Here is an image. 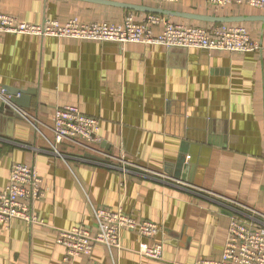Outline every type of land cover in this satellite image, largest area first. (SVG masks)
Wrapping results in <instances>:
<instances>
[{"label":"crops","instance_id":"1","mask_svg":"<svg viewBox=\"0 0 264 264\" xmlns=\"http://www.w3.org/2000/svg\"><path fill=\"white\" fill-rule=\"evenodd\" d=\"M152 8L174 23L205 28L219 17H246L227 23L264 41V9L246 4L0 0V13L31 23L119 24ZM0 85L24 89L28 105L17 107L36 119L0 112V191L15 163L35 166L45 190L33 203L43 224L14 219L0 226V264H113L101 243L91 256L66 261L57 241L58 229L85 225L95 233L98 207L160 226L151 239L123 229V249L114 253L119 264L218 259L232 214L264 215V54L2 33ZM66 105L99 118L104 142L95 147L125 162L111 158L115 166H109L70 141L57 145L63 156L56 154L53 117ZM180 155L188 168L177 174ZM143 240L162 243L165 259L140 255Z\"/></svg>","mask_w":264,"mask_h":264},{"label":"built area","instance_id":"2","mask_svg":"<svg viewBox=\"0 0 264 264\" xmlns=\"http://www.w3.org/2000/svg\"><path fill=\"white\" fill-rule=\"evenodd\" d=\"M160 1L176 2L178 0ZM206 2L215 7L246 4L264 9V0H206ZM159 27L161 31L155 32V29ZM2 33L264 54V41L253 39L245 26L227 22L217 23L207 28L178 24L160 13H149L141 19H137L132 13L119 24L107 21L85 23L77 18L64 23L50 19L42 23H31L22 21L11 14L0 13V34ZM3 94L4 90L1 89L0 99H7L8 97H4ZM16 111L29 121L36 122L31 114L17 106ZM99 131V118L83 113L77 106L58 107L53 117L56 143L53 146L54 152L63 156L57 145L70 141L99 154L103 157L104 163L109 166H115L113 160L125 162L95 147L104 142ZM120 169L123 172L128 171L124 165L120 166ZM42 184L43 178L35 166L25 163L13 164L9 182L0 191V226L7 228L14 219H21L30 224H43L44 220L33 208L34 201L45 196ZM250 212L251 217L245 219L236 214L231 215L227 241L220 258H203L194 264H264V215L255 209H251ZM94 219L97 226L95 233L91 227L85 225L58 229L57 241L66 248V261L82 255L91 256L94 245L101 243L111 253L113 264H119V259L114 253H120L123 249L121 243L123 229L133 230L143 239H151L160 231L157 223L147 219H136L121 209L98 207L94 211ZM138 251L140 255L152 259L161 261L165 259L162 243H149L143 240L140 242ZM86 264L97 263L91 260Z\"/></svg>","mask_w":264,"mask_h":264},{"label":"water","instance_id":"3","mask_svg":"<svg viewBox=\"0 0 264 264\" xmlns=\"http://www.w3.org/2000/svg\"><path fill=\"white\" fill-rule=\"evenodd\" d=\"M152 13H164L162 9H148ZM246 17H219L217 19H212V21L219 22V23H225V22H239L245 20ZM0 88L4 90V97H8L7 99L2 98L0 99V112H5L8 115L11 116H20L19 113L16 111L15 106H27L28 104L25 103L26 101V91L24 89L15 88L9 85H0ZM18 94L21 95V97H17ZM185 158L183 155H180L177 164H176V172L181 170H184L188 168L185 164ZM178 170V171H177Z\"/></svg>","mask_w":264,"mask_h":264}]
</instances>
